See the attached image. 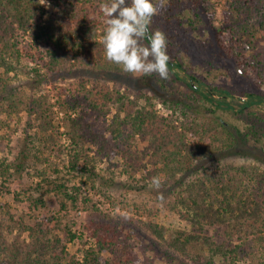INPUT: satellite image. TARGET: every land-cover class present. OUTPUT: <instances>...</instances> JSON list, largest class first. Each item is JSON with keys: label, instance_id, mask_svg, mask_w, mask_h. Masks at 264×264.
Masks as SVG:
<instances>
[{"label": "trees", "instance_id": "1", "mask_svg": "<svg viewBox=\"0 0 264 264\" xmlns=\"http://www.w3.org/2000/svg\"><path fill=\"white\" fill-rule=\"evenodd\" d=\"M42 1L0 0V114L10 118L25 110L28 127L37 126L41 134L32 138L33 143L23 142L14 159H0V264H153L138 261L134 247L120 238L117 224L122 223L117 219L98 215L89 220L87 228L95 244L85 248L78 260L66 251V244L75 237L68 226L63 230L64 239L55 234L61 219H46L52 227L44 228L40 222L31 225L1 200L9 190L4 184L26 173L39 179L33 190L45 186L46 192L55 191L76 202L80 188L72 187V194L67 181L84 178L91 189H108L113 178L104 175L112 168L119 169L127 177L126 182L138 190L161 192L160 188H165L161 193L175 195L172 208L178 210L186 227H165L154 222L147 225L174 252L193 264H235L245 259L242 246L214 240L206 227L222 226L230 235L244 234L264 241V171L241 166L238 171L246 179L234 183L225 177L226 172L216 175L209 166L240 140L252 139V151L264 146V133L256 128L257 116L251 111L264 104V0H224L217 25L214 6L219 0L155 1L158 11L150 28L163 31L168 39L166 79L158 73L138 77L106 58L100 39L104 29L98 33L97 28L101 0ZM25 36L31 45L46 47L47 59L42 58V66L30 68L33 77H47L43 69L52 75L61 72L59 68L67 56L77 60L101 53L105 62L97 69L100 73L107 70L125 79L154 81L161 96L124 87L110 78L111 90L98 91L95 86L86 89L81 83L77 93H63L53 103L39 95V89L25 98L24 92L19 95L13 91L14 87L19 89L15 80L22 73L18 67ZM214 71V78H228L232 87L213 88L212 93L205 90L204 76ZM95 81H99L98 76ZM237 94L242 99L238 97L240 102L233 106L227 98ZM157 97L171 111L169 116L155 112L152 99ZM188 103L210 112L212 119L190 118L184 109ZM54 107L62 113L58 118L61 125L55 121ZM112 109L114 114L107 121ZM178 110L185 119L171 117ZM218 111L241 121L243 130L216 116ZM8 127V121L0 118V149L4 147L1 131ZM60 135L66 137L67 145L60 142ZM51 155L63 162L61 168L57 164L53 168L56 180H50L45 169H39ZM102 164L103 172L98 169ZM156 176L162 184L159 188L151 183ZM33 202L36 206L44 204L42 199ZM65 208L61 203V209ZM24 233L28 240L21 238ZM9 236L13 237L10 242ZM150 246L153 248V243ZM256 264H264V258L257 259Z\"/></svg>", "mask_w": 264, "mask_h": 264}, {"label": "rangeland", "instance_id": "2", "mask_svg": "<svg viewBox=\"0 0 264 264\" xmlns=\"http://www.w3.org/2000/svg\"><path fill=\"white\" fill-rule=\"evenodd\" d=\"M155 1L160 0H154V2ZM42 2L48 4L46 0ZM223 6L224 0L215 2L214 17L216 25L220 23L219 21L222 18ZM97 18V20H99L97 26L98 33H100L106 27V18L103 17V15ZM20 48L22 50V56L18 69L22 70V73H20L19 79L15 80L16 85H19V89L14 87L13 91L17 92L19 95L20 92H24L25 94L23 93L22 96L25 98H27V94L31 95L39 89L38 94L44 95L50 103H53L63 93H77L81 89V83L85 84L86 89L95 86L98 91L100 89L111 90L113 88V81L110 80V78H115L122 82L124 87L129 86L134 90L144 89L148 94L156 92L157 96H161L162 93L158 87L159 85L154 83V81L150 80L144 82L143 79L138 78L140 73H136L138 77L135 76L137 77L135 79H125L117 75H111L108 74L107 70H103V72L100 73L97 69H100V66L105 62V57L101 53H95L94 58L90 55H86V57H81L77 60H71L67 56L62 66L59 68L61 72L52 75L47 72L46 69H43L42 72L44 71L47 73V77H33L32 74L29 73L30 68L42 66V58H46V47L43 45L36 47L31 45L30 38L25 36L20 44ZM179 73L180 75L184 74L183 72ZM215 75L216 72L214 71L211 73V76H204L206 85L203 88L205 90L212 93L213 88H227L226 85L232 87L229 84L230 81L228 78H223L218 81L216 79L217 77L214 78ZM96 76H98L99 81H95ZM215 81L218 82L215 83ZM28 83L30 85L25 87ZM238 97L242 99V97L237 94L235 97L227 98V100L233 106H236L240 102ZM152 103L154 104V110L157 115L169 116L171 114V111L160 102L158 97L153 98ZM184 109L187 114L190 115H188L190 118L194 117L200 120L202 118H207L211 120L213 116L209 114L210 112L208 111H200L201 109L199 110L193 103H188ZM53 111L55 112L56 123L61 125L58 118L62 116V113L59 112L56 107L53 108ZM251 111L257 116L255 118L256 128L264 133V104L254 106ZM180 112L182 113V111L178 110V112L173 113L171 117L182 120L184 115H181ZM113 114L114 109L107 114L106 120L109 121ZM73 115L74 114H72V116ZM216 116H220L230 124L236 123L239 129L241 131L243 130V123L241 121L237 122L231 115L227 113L223 114L218 111ZM0 118L7 120L9 123V127L1 131L4 144V147L0 149L1 160L5 159L10 161L14 159L23 146V142L27 140V142L32 141L33 143L32 138H39L41 136L37 126L33 125L32 127H28L27 122L29 120V115L25 110L17 114H12L10 118H8L5 113H1ZM59 129L60 132L64 131L63 126H60ZM34 142L37 144L36 139H34ZM60 142L63 145L68 144L64 135H60ZM262 143L264 144V140L261 141V144ZM252 145H255L252 139L240 140L234 149L218 156L217 162L210 164L209 171L216 175L221 172H226L225 177L234 183H243L246 179L238 171V168L241 166L256 167L260 171H264V146H262L260 150L252 151L250 149ZM259 146L260 144L257 145V147ZM62 158L65 159L66 156L64 155ZM56 164L61 168L63 162L54 155H51L49 162L40 165L39 169H45L47 175L50 176V180H56L53 173V168ZM104 166L105 165L102 164L98 169H101V172H103L102 168ZM29 171L32 173L31 169H29ZM108 173L109 174L106 173L103 175L107 179L112 177L113 184L108 187V189L102 188L100 191L91 189L90 183L85 181L84 178H76L67 181L66 187L69 189V192H72L70 190L72 187L80 188L76 202L64 198L63 195L55 191L46 192L45 190L47 187L45 186L43 190H33L35 184L39 182V179L33 176L30 177L24 173L20 178H15L13 181L4 184L9 190L1 196V200L7 204L13 214L23 217V219L31 225L40 222L43 224L44 228L52 227L53 224H48L46 219H52L53 222L57 218L61 219L58 229L55 230V234L59 236L61 240L64 239L63 230L65 226H68L69 230L75 235L74 239L66 244V251L69 257H75L81 260L83 250L89 246H94L95 242L92 237V231L87 227L90 219H95L100 215L112 217L122 223L117 224V227L121 229L120 238L134 247V252L138 257V261H146L153 264H193L189 259L174 252L166 242H161L147 226L149 223L154 222L165 227H180L183 225V227H186V222L183 218H180L178 210L172 208L174 206L175 195L169 193L164 195L161 193L166 191L165 188H160L162 189L161 192L150 191L149 189L138 190L130 185V183L126 182L127 177L121 175L120 170L117 168H112ZM200 175L201 173L198 174V176ZM164 186L168 187V184ZM29 188H32V190H29ZM34 199L38 202L42 199L44 204L41 205L38 203L36 206L33 202ZM61 203H65V209H61ZM123 204L126 205V208L122 206ZM136 206H142L144 208L140 210L135 208ZM142 210L149 211V213L144 214ZM206 233L216 241L224 240L231 245L242 246L245 250V259L238 260L235 264H256L257 259L261 257L264 258V241L256 240L254 236L244 234L237 235L235 233L230 235L227 229L222 226L216 228L207 226ZM12 238L11 236L7 237L8 242H10ZM21 238H23V240H28L27 233H24ZM152 243L154 246L153 248L150 246ZM155 251L159 252L157 253ZM137 264L141 263L138 262Z\"/></svg>", "mask_w": 264, "mask_h": 264}, {"label": "clouds", "instance_id": "3", "mask_svg": "<svg viewBox=\"0 0 264 264\" xmlns=\"http://www.w3.org/2000/svg\"><path fill=\"white\" fill-rule=\"evenodd\" d=\"M157 11L154 0H101L100 12L106 18L101 37L106 58L128 73H158L168 78L167 36L150 28ZM151 183L159 188V176L153 177Z\"/></svg>", "mask_w": 264, "mask_h": 264}, {"label": "water", "instance_id": "4", "mask_svg": "<svg viewBox=\"0 0 264 264\" xmlns=\"http://www.w3.org/2000/svg\"><path fill=\"white\" fill-rule=\"evenodd\" d=\"M214 96H216V95H214Z\"/></svg>", "mask_w": 264, "mask_h": 264}]
</instances>
